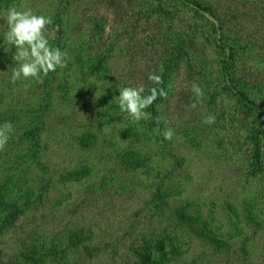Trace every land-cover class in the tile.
<instances>
[{
	"label": "rangeland",
	"instance_id": "374dc122",
	"mask_svg": "<svg viewBox=\"0 0 264 264\" xmlns=\"http://www.w3.org/2000/svg\"><path fill=\"white\" fill-rule=\"evenodd\" d=\"M12 6L51 16L69 59L12 83L0 18V264H264V0ZM141 84L168 92L160 133L119 110Z\"/></svg>",
	"mask_w": 264,
	"mask_h": 264
},
{
	"label": "clouds",
	"instance_id": "9594fccd",
	"mask_svg": "<svg viewBox=\"0 0 264 264\" xmlns=\"http://www.w3.org/2000/svg\"><path fill=\"white\" fill-rule=\"evenodd\" d=\"M5 21L6 32L4 33V41L8 47L5 51H9L10 47L15 48L12 59L17 64L12 68L10 80L15 83L18 80H35L42 83L43 78L47 77L50 72H56L57 69H63L67 66L68 54L59 47H53L50 39H54V32L58 31V26L49 32L48 26L52 25L51 16L38 15L31 8L21 6L18 9L15 6L9 7L0 15ZM148 80L152 85H161L162 78L158 74L150 73ZM191 91L199 100L204 93L199 85L193 83ZM141 84L136 87L119 88V95L115 97L121 113H126L133 122L143 120H154L157 127L155 132L160 133L159 125L163 122L167 124V120L163 116L152 117L151 113L146 109L151 107L158 97L167 98L168 92L163 87L151 86L147 89ZM150 93V94H149ZM100 95H96L99 97ZM196 103L190 105L195 108ZM203 123L214 124L215 116H206ZM113 127L120 128L119 122H115ZM13 131V125L10 121H5L0 125V151L10 138L9 134ZM165 140H172L175 132L172 128L166 127L162 132Z\"/></svg>",
	"mask_w": 264,
	"mask_h": 264
},
{
	"label": "trees",
	"instance_id": "16d2710c",
	"mask_svg": "<svg viewBox=\"0 0 264 264\" xmlns=\"http://www.w3.org/2000/svg\"><path fill=\"white\" fill-rule=\"evenodd\" d=\"M157 103H158V99L153 103V105L151 107H149V110H150V113L152 114V116L156 115Z\"/></svg>",
	"mask_w": 264,
	"mask_h": 264
}]
</instances>
